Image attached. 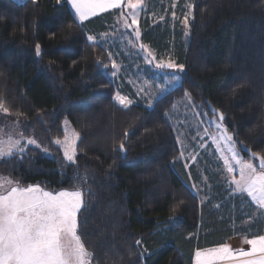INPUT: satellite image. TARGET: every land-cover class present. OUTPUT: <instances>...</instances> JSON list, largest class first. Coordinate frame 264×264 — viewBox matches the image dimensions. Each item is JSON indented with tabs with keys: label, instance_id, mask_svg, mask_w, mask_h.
Here are the masks:
<instances>
[{
	"label": "trees",
	"instance_id": "trees-1",
	"mask_svg": "<svg viewBox=\"0 0 264 264\" xmlns=\"http://www.w3.org/2000/svg\"><path fill=\"white\" fill-rule=\"evenodd\" d=\"M157 1L144 0L141 41L185 70L152 107L124 109L114 100L108 52L87 40L122 9L77 27L66 0H0V100L51 155L28 148L0 158V176L50 192L82 190L77 231L89 264H192L196 250L264 235V215L243 225L253 207L227 196L211 164L186 169L167 118L187 91L196 111L215 118L208 103L225 114L239 152L264 155V0H180L193 5L187 36L157 21L166 0ZM65 121L79 134L75 163L55 145ZM192 183L208 184L211 200L201 204Z\"/></svg>",
	"mask_w": 264,
	"mask_h": 264
},
{
	"label": "snow or ice",
	"instance_id": "snow-or-ice-1",
	"mask_svg": "<svg viewBox=\"0 0 264 264\" xmlns=\"http://www.w3.org/2000/svg\"><path fill=\"white\" fill-rule=\"evenodd\" d=\"M31 2L35 4L37 0H31ZM56 2L60 4L62 0H56ZM66 2L74 11V22L77 27H82L84 21L102 12H107L109 9H122L118 23H121L125 30L133 29L136 41H139L141 33L137 26L138 14L143 7L144 0H66ZM127 10L130 11L126 16L124 12ZM192 10L193 5L189 4L188 12L182 21L186 36ZM173 18L175 19V13H173ZM104 35L107 36V34ZM87 40L90 46L99 47L93 35H88ZM136 41L129 40V43L135 47ZM140 49L148 56L152 55L146 45L140 44ZM35 52L37 56L41 55L40 44L35 45ZM108 59L114 70L112 75L115 76L119 66L111 53ZM153 62V60L148 61V63ZM97 64H100L99 59ZM104 67L107 68L108 65L105 64ZM155 67L172 69L173 73L176 70L179 72L185 70L183 64H177L171 59L166 63L157 62ZM167 75L169 76L168 84L180 81L178 75ZM144 91V86L137 90L138 94ZM184 96L191 102L187 91ZM114 100L124 109H128L133 104L131 99L119 93L116 94ZM154 103L155 101H150L149 107H152ZM174 107L175 104H173ZM0 111L9 113L3 100H0ZM213 115L218 117V121L215 122L216 134H213L211 139L220 153V159L224 162V170L230 175L237 170L239 173L238 178L231 175L230 187H233L234 192L246 193L259 209H264V155L252 152L249 159H244L237 150L238 142L234 139L237 133L235 131L230 133L225 127V114L213 109ZM65 124L67 125V121ZM2 133L3 130H0V158L12 156L17 152L22 153L26 145L40 147L33 138H28L25 144H21L22 133L20 134L21 139L11 134L5 137ZM205 134L207 135V130ZM129 135L130 133L125 131V140ZM78 139V133L73 131L69 137L66 131L63 141L60 139L55 141V144L63 147L64 159L70 163L76 162V140ZM177 142L181 143L179 137H177ZM118 151L126 154L124 141L120 142ZM181 157H183V152H181ZM191 158L195 160L194 156ZM254 161L259 162L258 168ZM193 187L195 188V185ZM84 203L83 192L79 189L54 193L44 190L39 185L23 187L11 179L0 178V264H89L91 253L86 249L77 231V217ZM136 243L140 245L141 241L137 240ZM245 243L250 245V250L233 252L228 245L208 252L198 250L195 253V264H215L217 260H237V258H242L239 264H264V236L246 239Z\"/></svg>",
	"mask_w": 264,
	"mask_h": 264
},
{
	"label": "rangeland",
	"instance_id": "rangeland-1",
	"mask_svg": "<svg viewBox=\"0 0 264 264\" xmlns=\"http://www.w3.org/2000/svg\"><path fill=\"white\" fill-rule=\"evenodd\" d=\"M14 1L22 2L24 0ZM155 1L157 0H152V3H155ZM157 2L158 4L161 3L159 0ZM173 4H175V7H173ZM145 10L146 3L143 2V7L141 10H139L138 14L137 26L139 27V29L141 28L140 23ZM121 11L122 10L117 13L116 18H114L112 22L107 26V30L104 33L94 34V37L96 38V42L100 43L106 49L108 54L111 53L112 58L119 66V70L116 72L115 76L112 75L114 70L112 69L111 71L113 85L115 86L114 97L117 93H119L121 96H125L131 99L133 101V104L139 103L146 107H149L150 101L157 100L162 95L171 91L179 85L180 81L178 83L168 84L167 81L169 79V76L167 74H175L179 76L180 72L176 70L173 73L172 69H157L155 67V63L157 62H168V60L171 59L170 55L167 54L157 59L154 52L151 51L146 44L144 45L147 46L152 55L148 56L143 50H141L140 44H143V42L141 41V35L139 41H136L133 29L125 30L122 24L118 23V17L120 16ZM128 11L130 10L124 12L126 16ZM187 12L188 4L186 2H182L181 4L180 0H166L162 11L156 12L155 16L157 17V21L160 22L167 19L169 21L170 30H173L175 27H177L184 34L186 29L184 28L182 21L184 15L187 14ZM173 13H175V19L173 18ZM104 34H107V36H105ZM129 40L136 41L135 47H133L132 44L129 43ZM149 60H153L154 62L148 63ZM149 85H151V87H148ZM166 85L167 87L165 88ZM141 86L145 87V91L138 94L137 90ZM167 118L173 124L178 134L177 137H179L181 141V143H178L180 148L179 160L184 165H187V167L185 166L186 169L188 170V168L192 165L195 167L197 165L199 166L200 162L206 165L211 164L209 168L210 172L212 174L216 173L221 176L223 189L227 193V196L231 199H236L238 203H241L243 205L242 207H245V209L246 204L253 207L254 211L251 212L249 218L245 219L243 225L248 224V222L252 221V219L254 218V220H256L260 216L264 215V209H259L251 201V198L248 197L246 193L234 192L233 187H230L229 185L231 175H235L236 178H238L239 173L237 170L235 173L230 175L227 171L224 170V162L222 159H220V153L217 151L216 145L212 142L211 136L213 134H216L215 122L217 121V119L209 117L207 113H201L198 110L196 111L192 103L185 98H183L175 105V107L168 114ZM65 122L63 123L64 136L61 141L64 140L66 131L69 137H71V133L73 132L69 123L67 122L66 125ZM0 130H3L2 134L5 137L8 134H11L15 138L21 139V129L19 127V124L16 121L9 120L6 113L2 111H0ZM205 130H207V135L205 134ZM28 138L32 137L23 135L21 144H25L26 139ZM55 145L61 147V151L64 157L63 147L61 145ZM28 148H37L41 151L44 157H51L48 151L41 149L40 147H36L35 145H26L25 150ZM237 150L239 151L238 147ZM181 152H183V157H181ZM15 154H20V152H17ZM193 156L195 157V160L191 158ZM7 157L9 156H5L3 158ZM0 178L6 177L0 176ZM193 185H195V188L193 187ZM208 187L209 185L207 184L205 190L203 187H201V185L192 183V190L200 198L201 204H206V202H209L211 200ZM245 244L246 248H242L241 250H250V245H248L247 243Z\"/></svg>",
	"mask_w": 264,
	"mask_h": 264
},
{
	"label": "crops",
	"instance_id": "crops-1",
	"mask_svg": "<svg viewBox=\"0 0 264 264\" xmlns=\"http://www.w3.org/2000/svg\"><path fill=\"white\" fill-rule=\"evenodd\" d=\"M69 6V8H70V10H71V12L73 13V15H74V11L71 9V6L70 5H68ZM111 10H114V9H109L108 11H111ZM103 13H105V12H102V13H100V14H98V15H101V14H103ZM97 15V16H98ZM94 17H96V16H94ZM91 18H93V17H90L89 19H91ZM88 19V20H89ZM87 21V20H86ZM85 22V21H84ZM259 215H262V214H259ZM262 236V235H261ZM258 237H260V236H258ZM257 237V238H258ZM254 238H256V237H253V238H250V239H254ZM223 245H228L232 250H233V252H239L242 248H246V244H245V240H241V241H237V242H231V243H227V244H223ZM223 245H220V246H223ZM220 246H216V247H211V248H206V249H202V250H199V251H202V252H208V251H210V250H212V249H215V248H218V247H220ZM196 251H198V250H196ZM196 251L193 253V257H192V264H195V253H196ZM240 259H242V258H237V260H222V261H216L215 262V264H239V260Z\"/></svg>",
	"mask_w": 264,
	"mask_h": 264
},
{
	"label": "water",
	"instance_id": "water-1",
	"mask_svg": "<svg viewBox=\"0 0 264 264\" xmlns=\"http://www.w3.org/2000/svg\"><path fill=\"white\" fill-rule=\"evenodd\" d=\"M206 106H207V109H208V111H209V113L212 115V116H214L213 115V107L210 105V104H208V103H206ZM216 119H217V121H218V117H216V116H214ZM248 149L247 148H245L244 146H240V153L241 154H244V155H246L247 157H251V152H249V151H247ZM255 166L258 168V166H259V162L258 161H255Z\"/></svg>",
	"mask_w": 264,
	"mask_h": 264
}]
</instances>
